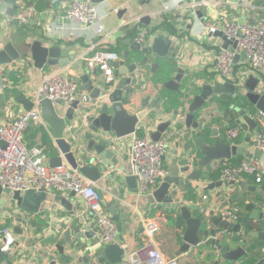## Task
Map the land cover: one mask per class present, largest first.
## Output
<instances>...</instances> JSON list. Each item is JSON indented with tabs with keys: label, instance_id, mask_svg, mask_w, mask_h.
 I'll list each match as a JSON object with an SVG mask.
<instances>
[{
	"label": "crops",
	"instance_id": "1",
	"mask_svg": "<svg viewBox=\"0 0 264 264\" xmlns=\"http://www.w3.org/2000/svg\"><path fill=\"white\" fill-rule=\"evenodd\" d=\"M91 1L95 3L104 24L103 36L95 41H93L95 35L100 33L97 32L94 25H85L66 16L67 0L58 3H52L49 0H18L16 5L13 3L0 4V21H6V27L0 40V48L10 39L21 52L19 59L8 63L5 76L0 79V123L6 118L10 108L25 110L23 105L14 100L15 95L25 93L33 98L44 71L51 68L63 69L65 73L77 81L80 92L86 95L85 90L80 88L82 81L79 75L85 70L93 69L88 67V64L82 58L83 53L87 51L92 52V50L102 47L112 48L119 52V59L124 60L125 65L133 62L139 63L144 54L130 49L123 41L124 38L133 39L135 33H126L133 27H136V31H150L155 26V34L171 39L170 49L173 51V56L171 58H160L158 62L161 66L155 73L151 72L150 63L141 64L137 72L132 74L139 77V83L135 85L139 89L135 91L134 85L125 86L123 88V105L128 112L135 113L142 109L141 100L145 96L149 95L151 99H158L160 107L151 108L148 105L149 113L142 121V125L144 130L151 134L158 123L168 120L171 122L170 127L162 135L164 137L169 134L168 148L163 159L166 174L171 164L175 162L184 164L186 162L188 153L185 151V145L187 140L182 136L177 138L176 134L185 131L184 122L188 104L196 94L201 92L204 82L228 80L223 76L221 78L215 67L216 55L223 49L222 40L215 35L217 30L212 32L209 29L213 26L220 29L229 20H237L241 14L236 11L237 5L228 1H224L222 4L207 1L196 4L190 3L189 0H182L171 10H164L160 0ZM243 4L246 7H252V5L261 6L263 2L261 0H243ZM208 8H211L212 11L209 12ZM6 10L13 12V15L7 14ZM120 10H122L120 12L121 17L119 15ZM197 10L202 13L201 17L196 13ZM22 16L28 18L27 22L21 20ZM259 16L264 17L258 14L257 11H252L247 14L244 21ZM14 17H19L20 22H15ZM34 38L41 39L44 43L60 46L66 53L75 52L76 59L68 65L34 67L28 48V44ZM127 51L128 55H125ZM180 62L187 64V67L179 82L180 88L176 91L167 88L164 84L177 73L176 68ZM120 68L125 69V66L121 65ZM99 72L100 77L105 79L104 72L102 70H99ZM115 82H117V78H115ZM114 84L111 90H113ZM80 105L82 106V104ZM80 105L76 110L77 112L81 108ZM223 109V105L218 101H214L209 105L205 104L201 114H214V116H217L222 114ZM175 115H177V119H173ZM199 116L197 114L195 117ZM74 124H76L75 120L68 122L67 129ZM210 125L212 124L210 123ZM43 126L46 138L42 136L41 132H36L33 138L36 141L35 145H42L47 148L50 157L55 156L57 155V149L52 130L45 123H43ZM253 132L240 129L238 134L240 140L238 142L234 140V143L250 150L253 146ZM132 135L117 138L112 133L107 134L108 140L113 144L108 149H113L119 160L117 164H114L111 160L98 155L102 169L101 177L96 181L92 180L101 191L104 210L110 215L107 204L114 200L119 216L117 222H121L123 226L121 232H119V243L124 247L125 252L129 249H141L152 244L158 247L165 256L175 257L178 264H209L213 260V256L210 255L212 246L208 247L204 244L205 238H202L199 244L190 246L187 250L183 249V241L179 239V236L182 237L186 222L182 218L181 226L176 225V218L178 213L180 214L179 205L177 204L179 199L174 197L173 203H150L147 197L151 191L147 193L134 192L128 187L126 176L133 174L128 157ZM249 137L250 140H248ZM196 156L200 157L201 155L197 154ZM257 158L264 169V152ZM221 162L220 159L214 160L201 170L202 176L199 181H192L193 185H199L198 189L195 190V195L214 198L220 191V187L216 186V183L221 180L219 178ZM193 169H196L195 166H191V170ZM241 179L251 181L255 189L247 190L242 199L224 207L223 210L237 207V214L242 215L249 214L253 207H259L264 212V200H257L259 195L264 197L261 184L254 182L247 176H243ZM115 190H117V193ZM48 195L40 211L33 214L35 223L33 226L28 227L27 238L24 241H20L18 235L13 232L12 224H14V221L11 220L10 214L2 213L0 215V226L8 228L15 236V242L8 249L12 264H84L80 261L82 256L90 255L94 257V255L100 253L104 244L95 248L96 238L88 242L84 249L79 248L77 244L75 246L71 244V238L74 236L71 227L74 226L73 219L75 216L79 215L84 221L86 219L85 224H90L91 228L96 227L95 217H92L91 212H89L90 208H88L83 198L79 195L71 198L73 208L75 212H78L75 216H72L60 205L59 201L54 200V191ZM222 200V198H219L216 203L210 201L207 204L206 213L209 210L218 211L217 207ZM199 202H202V200ZM249 202H252L253 205L247 207L246 204ZM7 205L11 206V203L9 202ZM169 212H171L173 218L169 217ZM194 214L196 215L197 211H194ZM148 218L155 220L159 225L152 236L147 234L144 227ZM241 220L242 226L245 228L247 221L243 216ZM261 222L264 225V220H261ZM253 239V236H247L248 242ZM57 243L61 247L58 248ZM231 246H235V243L231 242ZM263 246L259 247L258 252H250V254L257 253L255 254L257 258L254 264H257L262 258L259 255L260 252L264 256L263 250H261ZM63 258L67 260L63 261ZM123 258H125V255ZM245 258L246 256L242 257L238 264H243ZM222 264H229V262L225 261Z\"/></svg>",
	"mask_w": 264,
	"mask_h": 264
},
{
	"label": "water",
	"instance_id": "2",
	"mask_svg": "<svg viewBox=\"0 0 264 264\" xmlns=\"http://www.w3.org/2000/svg\"><path fill=\"white\" fill-rule=\"evenodd\" d=\"M190 3H201L207 1L211 3L222 4L228 1L237 5L236 11L241 14L237 18V22L242 24L247 14L252 11H257L258 14L264 16V0L263 5H252L246 7L243 0H189ZM122 10L119 11V15ZM211 12V8H208ZM244 11V13H242ZM6 13L13 15V12L6 10ZM198 16L202 13L197 10ZM122 15H120L121 17ZM15 22L19 23L20 18L14 17ZM126 34H133L136 27L131 28ZM148 38L143 42H138L134 39L124 38V43L130 49L142 52L144 55L138 62L125 65L124 60H111L110 66L113 68L115 80L108 81L106 78L100 77L99 69L93 68L80 73L79 77L82 81L81 89L85 90L89 97V103L80 105V99L73 100L66 108L63 114L54 107L49 98H41L39 101L41 114L46 125H48L53 133V140L56 145L57 155L50 157V165L62 166L64 164L77 169L83 176L93 181L101 177L100 160L97 157H105L114 164H117L119 158L113 149H108L113 145L107 138V134L112 133L119 138L125 135L136 132L139 128L138 123L144 121L148 115V105L151 108H159L157 98H152L147 95L141 100L142 109L135 112H128L123 105V88L127 85H134V90L138 91L139 83L137 72L141 64H151V72L155 73L160 68L158 60L160 58H171L173 51L171 47V39L160 34H155V31L146 30ZM123 33V32H122ZM122 35V34H121ZM119 35V36H121ZM222 40V47L234 53L232 62L233 68L244 64L246 58L244 51L238 50L237 41L228 37L222 29H218L216 34ZM103 34H96L93 41L102 37ZM29 55L33 61V66L43 68L44 66L68 65L76 59L75 52L66 53L60 46L52 43H44L41 39L34 38L28 44ZM128 55V51L125 53ZM21 56V52L14 45L12 40H7L0 48V63H11ZM124 65L125 69L120 66ZM187 64L180 62L176 68L177 73L173 78L165 82V86L169 89L178 91L180 88V80L183 77L184 70ZM243 71L244 78L241 83H236L231 80H214V82H204L201 92L196 94L187 106L185 114V131L178 132L176 137L182 136L187 143L185 151H187L186 162L184 164H171L168 172L163 176L158 186L153 189L148 195L150 203H173L174 197L178 200L180 215L186 222L185 230L182 234L183 249L187 250L190 246H195L205 238L204 244L208 247L212 246L210 255L213 260L209 264H222L225 261L229 264H238V261L257 251L261 245H264V225L261 220H264V212L259 207H253L249 214H238L240 218H245V228L242 226V220L234 221L224 217V207L240 200L245 195L247 190L255 189L251 181L239 180H220L216 186L220 187V191L214 198H204L202 195H195V190L199 185H193L192 181L201 179V170L208 166L216 159H229L237 154L247 155L249 157H258L263 152L257 148L254 143L250 150L243 146L232 142L228 136V130L234 127L252 132L256 130L264 117V74L262 76L253 72H248L245 68ZM125 74V75H123ZM115 82V84H114ZM114 84V88L112 86ZM231 95L235 97L233 102L228 106V109H223L222 114L217 116L201 114L205 104H211L218 101L221 96ZM236 96H239L236 98ZM14 100L23 105L25 110H30L35 101L25 93H18ZM81 106L80 110H76ZM199 114V117H195ZM177 119V115L173 117ZM76 121L72 127L67 129L68 122ZM210 123L212 125H210ZM171 122L162 121L157 124L156 129L150 134L151 138L158 140L163 133L170 127ZM250 140V137L249 139ZM1 146H5L6 142L0 138ZM200 154L201 156H196ZM191 166L196 169L191 170ZM126 183L134 192H139L137 187V176L128 174ZM235 187V188H234ZM117 193V190H115ZM49 192L43 189L29 188L27 190H11L8 187L0 185V215L8 213L11 220L14 221L12 229L18 235L20 241L27 238L29 226L35 223L33 214L38 213L43 202L49 196ZM77 194L74 190H59L54 191V200L59 201L70 215L75 216L73 202L71 198ZM219 198L222 202L218 205L217 210H209L207 212V204L212 201L216 203ZM202 200V202H199ZM189 201V202H184ZM11 203L8 206L7 203ZM252 203V202H251ZM108 210L111 213L112 219L118 221V210L114 204V200L108 202ZM197 211V214H194ZM92 217H95L96 212L90 209ZM85 221L79 215L73 219L74 226L71 228L74 231V236L71 238V244L78 245L84 249L88 242L95 238L97 228H91L90 224H85ZM118 233L115 240L104 245L102 251L94 257L84 255L80 258L84 264H121L127 261L124 247L119 243L120 235L123 226L121 222H117ZM247 236H253L254 239L247 241ZM242 241H244L242 243ZM6 242V237L0 235V264H12L10 259V251L2 249ZM231 242L235 246H231ZM59 248L61 245L56 244ZM95 248L101 244H95ZM93 246V247H94ZM264 249V246H263ZM261 249V250H263ZM257 253H251L255 255ZM260 260L257 264H264V256L259 253ZM262 255V256H261Z\"/></svg>",
	"mask_w": 264,
	"mask_h": 264
},
{
	"label": "built area",
	"instance_id": "3",
	"mask_svg": "<svg viewBox=\"0 0 264 264\" xmlns=\"http://www.w3.org/2000/svg\"><path fill=\"white\" fill-rule=\"evenodd\" d=\"M58 3L63 0H49ZM66 1V0H65ZM66 16L73 21L85 25H94L97 32L104 31V24L94 2L91 0H67ZM164 10H171L182 0H160ZM21 20L27 22L28 18L22 16ZM6 21H0V40L6 27ZM223 32L237 41L238 50L244 51L246 58L243 63L248 72L259 76L264 74V17H256L239 24L232 19L226 22ZM214 32L216 26L209 29ZM148 38L147 32L139 30L133 35V39L143 43ZM85 63L90 68L102 70L108 81L115 80L111 60L120 58L119 52L112 48L94 49L82 55ZM234 53L220 50L215 58V67L220 76L228 80L237 78L236 83H241L244 78L243 71L233 76L232 66ZM8 63H0V79L4 78ZM52 67V66H51ZM41 98H49L59 113L75 100L80 99L82 105L89 103V97L79 90L77 81L64 72L61 68H51L44 71L33 96L35 105L30 110L9 109L6 118L0 123V138L6 142L3 147L0 144V185L11 190H27L29 188L43 189L46 192L59 190H74L86 202L88 208L95 210L96 240L95 244L106 245L115 240L118 233L117 221L104 210L102 206L101 191L95 183L83 176L77 169L70 166H51L50 156L41 145H28L24 134L31 122L45 123L41 114L39 101ZM261 125L254 130L252 140L254 145L264 152V117ZM143 122H139V128ZM144 129V128H143ZM239 128L228 130L229 139L234 142L238 137ZM129 145L128 157L131 163L132 173L137 176V186L141 193L152 191L165 174L163 165L164 155L168 148L167 134L158 140L151 138L150 133L144 130L143 135L132 133ZM245 174H255L256 181H260L264 174L260 161L255 156L244 157L238 164H231L226 159L222 160L219 170L221 180H239ZM224 217L237 220V207L223 210ZM145 231L152 236L158 229V223L148 218L145 222ZM0 235L6 237L2 249H10L15 242L14 233L8 228L0 226ZM264 253V249H263ZM127 264H178L175 257L165 256L158 247L149 244L141 249H129L125 252ZM126 264V263H123Z\"/></svg>",
	"mask_w": 264,
	"mask_h": 264
},
{
	"label": "trees",
	"instance_id": "4",
	"mask_svg": "<svg viewBox=\"0 0 264 264\" xmlns=\"http://www.w3.org/2000/svg\"><path fill=\"white\" fill-rule=\"evenodd\" d=\"M18 0H0V4H7V3H13L16 5V2ZM165 24H167L165 21H164ZM156 29V27L154 26L152 28V30ZM150 30V31H152ZM102 48H107V47H102ZM237 68V67H236ZM234 68V71L235 69ZM237 78L235 79H231V81H236ZM239 96H236V98H238ZM225 98V99H224ZM228 98V99H226ZM235 99V97L231 96V95H225V96H221V98L218 99V102L224 106V109L227 110L228 109V106L231 102H233V100ZM38 123V124H37ZM31 122L30 125L28 126V128L26 129L25 131V134H24V139L26 141V143L28 145H34L36 143V141L33 139L34 138V135L36 132H41L42 133V136L46 138V132H45V128L43 126V123L41 122ZM136 132L139 134V135H143L144 134V129L142 127L138 128L136 130ZM237 142L240 140V138H236L235 139ZM42 146V145H41ZM45 148V147H44ZM45 150L47 151V148H45ZM48 153V152H47ZM245 156L244 155H240V154H237L229 159H226L229 163L231 164H238ZM244 176H247L249 179L253 180L254 182H258L259 184H261V188L264 192V174L262 175L261 177V180L260 181H256V175L255 174H245ZM257 200L259 201H263L264 200V197H262L261 195H259L257 197ZM247 207H250L253 205V203L249 202L248 204H246ZM169 217L170 218H173L172 217V214L171 212L168 213ZM238 220H241V218L238 216ZM182 217L181 215L178 213V216L176 218V225L179 227L181 226L182 224ZM179 239H181V236H179ZM257 258V255H247L245 260H244V263L243 264H254L255 260ZM67 259H64L63 258V261H66Z\"/></svg>",
	"mask_w": 264,
	"mask_h": 264
},
{
	"label": "rangeland",
	"instance_id": "5",
	"mask_svg": "<svg viewBox=\"0 0 264 264\" xmlns=\"http://www.w3.org/2000/svg\"><path fill=\"white\" fill-rule=\"evenodd\" d=\"M246 68V65L245 64H242V65H240L239 67H237L236 69H235V72L233 73V76H237L238 75V71L239 70H243V69H245ZM221 78H222V76H220ZM263 122V121H262ZM261 122V123H262Z\"/></svg>",
	"mask_w": 264,
	"mask_h": 264
}]
</instances>
